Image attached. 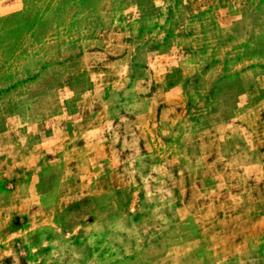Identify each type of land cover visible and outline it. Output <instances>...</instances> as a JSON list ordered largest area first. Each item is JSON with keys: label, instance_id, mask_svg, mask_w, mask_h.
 <instances>
[{"label": "rangeland", "instance_id": "1", "mask_svg": "<svg viewBox=\"0 0 264 264\" xmlns=\"http://www.w3.org/2000/svg\"><path fill=\"white\" fill-rule=\"evenodd\" d=\"M0 264H264V0H0Z\"/></svg>", "mask_w": 264, "mask_h": 264}]
</instances>
